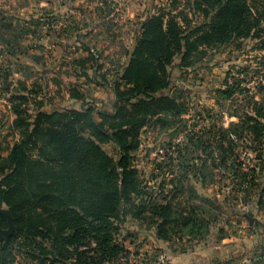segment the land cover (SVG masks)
<instances>
[{"label": "rangeland", "instance_id": "374dc122", "mask_svg": "<svg viewBox=\"0 0 264 264\" xmlns=\"http://www.w3.org/2000/svg\"><path fill=\"white\" fill-rule=\"evenodd\" d=\"M194 3L0 0V158L8 155L21 138V130L14 126V108H19L30 132L39 114L91 106L100 122L99 114L113 113L114 86L120 82L142 36L143 25L154 17L175 18L190 32L210 20L197 11ZM261 4L264 6V0ZM181 60L182 56H177L169 67L171 85L159 96L177 98L189 112L172 129L147 126L133 165L147 195L144 202L163 203L162 194L173 192L170 198L176 196L183 205L190 200L202 206L194 198L195 193L200 199L215 202L221 211L208 205V210L214 212L210 235L204 241L193 242L177 235L165 243L158 239L154 225L127 216L118 224L117 243L128 255L124 253L123 259L111 264H171L173 255L181 256L179 259L191 256L182 264H264V205L259 202L260 191L236 196L229 185L232 179L218 172L213 185L203 188L193 169L197 161L206 159L203 150L214 148L217 128L238 122L237 113L257 116L254 106L261 103L257 90L264 83L261 41L240 39L220 48L204 49L195 55L189 68L183 67ZM249 140L237 141L234 150L246 172L256 170L262 190L264 137L256 148ZM197 141L200 145L208 143L197 150L193 145ZM104 149L116 157L114 145ZM179 150L187 156L182 163ZM37 151L32 155L38 156ZM179 179L181 184L173 186L171 182ZM161 186H165L164 193ZM9 248L16 255L14 264H28L18 245Z\"/></svg>", "mask_w": 264, "mask_h": 264}, {"label": "trees", "instance_id": "16d2710c", "mask_svg": "<svg viewBox=\"0 0 264 264\" xmlns=\"http://www.w3.org/2000/svg\"><path fill=\"white\" fill-rule=\"evenodd\" d=\"M262 2L195 0L197 11L210 20L190 32L175 18L148 20L120 82L114 86L113 113L99 114L100 122L88 106L39 114L30 132L19 108H14V126L21 130V138L0 158V228H8V209L16 232L7 244L0 243V264H14L16 255L9 252L13 244L25 253L28 264H111L128 255L117 243L118 224L127 216L154 225L158 239L165 243L177 235L189 242L206 240L214 219L208 205L221 209L195 193L202 206L190 200L183 205L176 196L170 198L173 192L162 194L163 203L144 202L147 195L133 165L135 153L147 126L172 129L189 112L177 98L159 96L171 85L169 67L177 56H182V66L189 68L204 49L240 39H258L264 49ZM257 93L261 95L260 106H254L257 116L237 113L238 122L217 128L213 150L211 146L206 148L209 152L203 150L206 159L197 161L193 169L203 188L213 185L218 172L232 179L229 185L236 196L260 191L262 206L264 186L260 190L259 175L254 168L246 172L234 150L237 141L250 139L256 148L264 137V83ZM207 143L193 145L199 150ZM108 145L116 148L115 158L104 149ZM36 149L39 155L33 156ZM178 153L184 162L187 156L182 150ZM255 178L257 183H253ZM171 183L177 187L181 180Z\"/></svg>", "mask_w": 264, "mask_h": 264}, {"label": "water", "instance_id": "95a60500", "mask_svg": "<svg viewBox=\"0 0 264 264\" xmlns=\"http://www.w3.org/2000/svg\"><path fill=\"white\" fill-rule=\"evenodd\" d=\"M5 215L8 219V230H3L0 228V243H2L4 240L11 239L15 231V227L10 213L8 211H5Z\"/></svg>", "mask_w": 264, "mask_h": 264}, {"label": "crops", "instance_id": "0c3cea01", "mask_svg": "<svg viewBox=\"0 0 264 264\" xmlns=\"http://www.w3.org/2000/svg\"><path fill=\"white\" fill-rule=\"evenodd\" d=\"M180 257H176L175 255H173L172 256V261L173 262H171V264H182L185 261V259L188 260V259H190L191 256L187 255L186 257H183V258L179 259Z\"/></svg>", "mask_w": 264, "mask_h": 264}]
</instances>
